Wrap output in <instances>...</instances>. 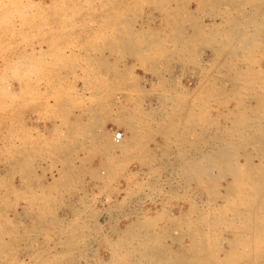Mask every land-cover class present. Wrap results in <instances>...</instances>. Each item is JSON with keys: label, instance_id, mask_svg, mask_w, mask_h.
<instances>
[{"label": "rangeland", "instance_id": "374dc122", "mask_svg": "<svg viewBox=\"0 0 264 264\" xmlns=\"http://www.w3.org/2000/svg\"><path fill=\"white\" fill-rule=\"evenodd\" d=\"M199 1L0 0V264H108L113 260L111 256L113 264L123 258L132 264H147L142 250H138L140 244L133 238L143 232L154 234L157 240L152 248L169 253L173 260L178 256L189 260L201 247L204 254L201 252L198 258L203 264H264V200L251 202L247 197L246 203V198L238 200L235 193L223 194L224 182L230 180V175L223 176L222 170L213 166L214 161L201 158L205 152L214 154L224 142L237 140L240 147L232 148L234 155H230L235 158L229 163L245 164L249 160L262 165L264 158L261 160L253 141L264 132V120H256L259 115L264 118V109L259 105L264 104L260 101L264 94L252 92L251 88L260 89L264 84V72L259 71L264 68V45L243 54L244 48L243 53L239 52L241 44L236 38H227L226 30L237 23L243 24L239 30H244L243 22L249 19L243 16L244 1ZM233 17L236 21L232 23ZM229 21L231 26L226 24ZM214 25L224 26L214 29ZM139 41L140 46L134 49ZM220 42L228 44L227 50H223L226 43ZM231 47H235L233 51L240 49L235 50L236 56L235 52L232 56ZM248 53L253 54L251 58ZM251 61L257 63L253 66ZM246 67L253 71L252 77L262 76L250 88L241 84L244 75L239 76ZM231 83L236 89L244 86L236 90L230 88L234 86ZM62 94L66 101L61 100ZM62 101L69 103L68 110L88 108L94 134L84 137L91 158L87 169L80 159L66 161V151L52 149L39 130L25 128L35 108L48 117ZM237 101L246 103L241 106ZM248 106L255 107L258 114L253 111V115L257 118ZM243 107L247 120L256 119L253 123L244 121V135L231 139L232 130L242 125L237 112ZM69 114H60V120ZM233 118L238 119V124ZM107 125L119 131L108 136ZM252 128L261 132L254 135ZM118 133L121 136L116 138ZM95 159L96 168L92 167ZM205 166L210 171L202 168ZM233 195L243 206L226 200ZM144 218L145 222L149 218L147 227L141 222ZM240 237L245 239L230 245Z\"/></svg>", "mask_w": 264, "mask_h": 264}, {"label": "bare ground", "instance_id": "6f19581e", "mask_svg": "<svg viewBox=\"0 0 264 264\" xmlns=\"http://www.w3.org/2000/svg\"><path fill=\"white\" fill-rule=\"evenodd\" d=\"M239 1H241V0H239ZM244 1V5L246 4V5H248V6H250V10L248 9V10H246L245 9V6H244V8H242V7H240V8H242V9H244V13H243V16L244 15H248L249 16V19L247 20V19H245V20H247L246 22H243L244 23V30H239V29H242V28H239V26L240 27H243L241 24H239V23H237V22H235V23H237V26H238V28H236L235 26H233V27H231L228 31L226 30V34L228 35L227 36V38L230 36L232 39H233V41L235 40L234 38H236V41L237 42H239L241 45H243V46H241L240 44H238L237 46H239L240 45V51L239 50H237V48L235 49L236 51H239V52H242V47L244 48V52L245 51H247V52H251L252 53V51L254 50V48L256 49V48H260V46H262V45H264V0H242V2ZM199 2H201V0L199 1ZM204 2H206V0L204 1ZM203 2V3H204ZM223 2V1H222ZM235 2V1H234ZM238 2V1H237ZM209 3V2H208ZM219 4V3H218ZM235 4V3H234ZM237 4V3H236ZM240 4V3H239ZM197 5V4H196ZM233 6V5H232ZM231 8V7H230ZM225 7H224V10H223V12L225 11ZM233 9V8H232ZM162 10V9H161ZM231 10V9H230ZM238 10V9H237ZM240 10V9H239ZM242 11V10H241ZM241 11H239V12H241ZM227 12V11H226ZM203 13V12H202ZM230 13V12H229ZM242 13V12H241ZM229 15V14H228ZM239 16H240V14H238ZM242 15V14H241ZM221 16H223L222 14H221ZM230 16V15H229ZM237 16V15H236ZM247 16V17H248ZM171 17V16H170ZM224 17V16H223ZM222 17V18H223ZM228 17V16H227ZM234 17H235V15H234ZM234 17H233V20H232V18L230 19V21L232 20V23H233V21H236V20H234ZM241 17V16H240ZM225 18V17H224ZM243 18H241V20H242ZM220 20H222V19H220ZM239 20V19H238ZM230 21H229V23L227 22H225L226 24H227V26H228V24L230 25ZM211 22H213V21H211ZM221 22V21H220ZM240 22H242V21H240ZM232 23H231V25H232ZM183 24V23H182ZM209 24V23H208ZM207 25V24H206ZM205 25V26H206ZM210 25V24H209ZM208 25V26H209ZM230 25V26H231ZM236 25V24H235ZM204 26V27H205ZM214 26H217V28L215 27L214 29H218V26H219V28L221 27V25H214ZM224 26V25H223ZM222 26V27H223ZM226 26V25H225ZM226 26V27H227ZM212 27V26H211ZM221 27V28H222ZM213 28V27H212ZM220 28V29H221ZM184 29V28H183ZM206 29V28H205ZM224 29V28H223ZM191 30V29H190ZM211 30V29H210ZM213 30V29H212ZM198 32V31H197ZM206 32V31H205ZM212 32V31H211ZM215 32V31H214ZM213 32V33H214ZM219 32V31H218ZM223 32V33H224ZM217 33V32H216ZM222 33V32H221ZM221 33H219V36H222V35H220ZM222 33V34H223ZM224 33V34H225ZM139 34V33H138ZM204 34H206V33H204ZM126 35V34H125ZM151 35H153V34H151ZM122 36V35H121ZM205 36V35H204ZM102 37V36H101ZM135 37V36H134ZM172 37V36H171ZM174 37V36H173ZM133 38V37H132ZM137 38V40L139 39L138 37H136ZM198 38H200V37H198ZM224 38H226L225 37V35H224ZM141 39V38H140ZM146 39V38H145ZM181 39V38H180ZM187 39V38H186ZM203 39V38H202ZM205 39V38H204ZM221 38H219V40H220ZM222 39H223V37H222ZM221 39V40H222ZM230 39V38H229ZM129 40V39H128ZM134 40H136V39H134ZM133 40V41H134ZM224 40V39H223ZM222 40V41H223ZM228 40V39H227ZM226 40V41H227ZM133 41H132V43H133ZM181 41V40H180ZM203 41V40H202ZM217 41V40H216ZM225 41V40H224ZM142 41H139L138 42V44L137 43H135V46H134V49H135V47L136 46H140L139 44L141 43ZM188 42V41H187ZM219 42V41H218ZM227 42H229V41H227ZM173 43V42H172ZM220 43H222V42H220ZM224 43H226V42H223L221 45H223ZM230 43V42H229ZM234 43V42H233ZM236 43V42H235ZM234 43V44H235ZM130 44V43H129ZM137 44V45H136ZM161 44V43H160ZM164 44V43H163ZM116 45V44H115ZM179 45V44H178ZM210 45V44H209ZM226 45H228L227 43L225 44V46L223 45V47L225 48L226 47ZM230 45H231V43H230ZM110 46V45H109ZM130 46V45H129ZM133 45H131V47H132ZM182 46V45H181ZM187 46V45H186ZM236 46V45H235ZM236 46V47H237ZM125 47V46H124ZM124 47H123V49H124ZM142 47V46H141ZM140 47V48H141ZM175 47H176V45H175ZM179 47V46H178ZM191 47V46H190ZM210 47V46H209ZM262 47H264V46H262ZM133 48V47H132ZM184 48V47H183ZM219 48V47H218ZM229 48V47H228ZM232 48V56L234 55V52H235V56L237 55L236 53H238V52H236L235 50L233 51V49L235 48V47H231ZM258 48V49H259ZM131 49V48H130ZM138 49V48H137ZM185 49V48H184ZM40 50V49H39ZM160 50V49H159ZM178 50H179V48H178ZM223 50H227V47H226V49H223ZM123 51V50H122ZM190 51V50H189ZM230 51V50H229ZM255 51V50H254ZM253 51V52H254ZM258 51H261L262 52V49L261 50H258ZM182 52V51H181ZM219 53H220V51H218ZM226 52V51H225ZM231 52V51H230ZM134 53H135V51H134ZM180 53V52H179ZM243 53V52H242ZM250 53V54H251ZM187 54V53H186ZM220 54H222V53H220ZM240 54V53H239ZM243 54H246V52L245 53H243ZM249 54V53H248ZM247 54V57H249L250 56V58H251V56L253 55H248ZM136 54H134V56H135ZM137 55H138V53H137ZM224 55H225V53H224ZM139 56V55H138ZM167 56V55H166ZM183 56V55H182ZM228 56V55H227ZM244 56V55H243ZM246 56V55H245ZM171 57V56H170ZM238 57H240V56H238ZM235 58V57H234ZM245 58V57H244ZM140 59V58H139ZM180 59V58H179ZM237 59V58H236ZM28 60V59H27ZM23 61V60H22ZM167 61V60H166ZM229 61V60H228ZM249 61H250V59H249ZM254 61V60H253ZM257 61V60H256ZM115 62V61H114ZM229 62H231V61H229ZM229 62H227V63H229ZM235 62L237 63V61L235 60ZM113 63V62H112ZM233 64H234V62H232ZM231 63V64H232ZM255 64L257 63V62H254ZM253 63V64H254ZM225 64V63H224ZM230 64V66H232ZM251 64H252V61H251ZM252 64V65H253ZM21 65V64H20ZM156 65H158V64H156ZM229 65V64H228ZM238 65V64H237ZM105 66V65H104ZM230 66H229V69H230ZM233 66H235V64L233 65ZM249 66V65H248ZM254 66V65H253ZM260 66V65H259ZM21 67V66H20ZM251 67V66H250ZM250 67L249 68H247L246 67V70L244 71L243 70V72H244V74H243V72H242V70H240L241 71V73L242 74H240V72H239V76L240 75H244V78H243V80L241 81V84L242 83H244L245 84V86L247 85L248 87L251 85V87H252V85L253 84H255V83H257L258 81L260 82V80L258 79V78H260V77H262V76H264V75H262L261 76V74H260V77L258 76V78L256 79L255 77H252V74H254L253 73V71L250 69ZM224 68H226V66L224 67ZM232 68V67H231ZM237 68H239L240 69V66L239 67H237ZM237 68H236V70H237ZM253 68H255V67H253ZM30 70V69H29ZM31 70H32V68H31ZM163 70V69H162ZM222 70V69H221ZM235 70V69H234ZM235 70V71H236ZM27 71V70H26ZM25 71V72H26ZM146 71V70H145ZM200 71V70H199ZM228 71H230V70H228ZM238 71V70H237ZM237 71H236V73H237ZM257 71H258V69H257ZM259 71H261V73L262 72H264V68H261V70H259ZM221 72V71H220ZM226 72V71H225ZM231 72V71H230ZM229 72V73H230ZM234 72V71H233ZM108 73V72H107ZM119 73V72H118ZM228 72H226V74H227ZM236 73H232V74H236ZM259 73V72H258ZM258 73L256 74V75H258ZM26 74V73H25ZM225 74V76H227ZM16 75V74H15ZM221 76V75H220ZM223 76V75H222ZM221 76V77H222ZM224 76V77H225ZM254 76V75H253ZM14 77V76H13ZM217 77V76H216ZM219 77V76H218ZM217 77V78H218ZM220 77V78H221ZM228 77H229V75H228ZM234 77V75H232V78ZM238 77V76H237ZM34 78V77H33ZM239 78V77H238ZM105 79V78H104ZM213 79V78H212ZM229 79V78H228ZM234 79V78H233ZM262 79V78H261ZM215 80H217V79H215ZM218 80H220L219 78H218ZM230 80H231V77H230ZM239 80V79H238ZM241 80V79H240ZM211 81V80H210ZM234 81H236L235 79H234ZM244 81V82H243ZM226 82H228V81H226ZM230 82V81H229ZM239 82V81H238ZM209 83V82H208ZM232 83H233V80H232ZM231 83V85H234V84H236L237 82H235L234 84H232ZM262 83H264V82H262ZM262 83H259V85L260 84H262ZM177 84V83H176ZM211 84V83H210ZM213 84H214V86H215V83L213 82ZM212 84V85H213ZM230 84V83H229ZM238 84V83H237ZM240 85V84H239ZM258 85V86H259ZM211 86V85H210ZM219 86V85H218ZM221 86V85H220ZM238 86V85H237ZM244 85H242V87H243ZM246 86V87H247ZM173 87V86H172ZM213 87V86H212ZM234 87H236L235 85L233 86V87H231L230 86V88H234ZM242 87L240 88V86L238 87L239 88V90L240 89H242ZM237 88V89H238ZM250 88V87H249ZM210 89V88H209ZM234 89H236V88H234ZM236 89V90H237ZM246 91L247 90H249V92H250V89H246V88H244ZM252 89V92H262L261 94H264V84H262L261 85V88L260 89H254V88H251ZM262 89V90H261ZM212 90H214V88L212 89ZM260 90V91H259ZM209 91V90H208ZM211 91V90H210ZM244 91V90H243ZM236 92V91H235ZM240 92V91H239ZM167 93V92H166ZM205 93V92H204ZM228 93V92H227ZM234 93V92H233ZM236 93H238V92H236ZM234 94V95H236L237 96V94ZM246 93V92H245ZM245 93L243 94V95H245ZM251 93V92H250ZM249 93V94H250ZM168 94V93H167ZM206 94V93H205ZM248 94V93H247ZM246 94V95H247ZM177 95V94H176ZM241 95V94H240ZM239 95V96H240ZM251 95H254V94H251ZM255 95H256V93H255ZM260 94H257V97H259V100L261 99L260 97L261 96H259ZM170 96V95H169ZM200 96V95H199ZM242 96V95H241ZM195 97V96H194ZM197 97V96H196ZM204 97V96H203ZM221 97V96H220ZM245 97V96H244ZM253 97V96H252ZM251 97V98H252ZM254 97H256V96H254ZM256 97V98H257ZM262 97H264V96H262ZM165 98V97H164ZM172 98V97H171ZM181 98V97H180ZM199 98V97H198ZM208 98V97H207ZM177 99H178V96H177ZM216 99V98H215ZM245 99V98H244ZM243 99V100H244ZM258 99V98H257ZM256 99V100H257ZM262 99H264V98H262ZM260 100V101H264V100ZM199 100V99H198ZM206 100H208V99H206ZM205 100V101H206ZM232 100V99H231ZM238 100V99H237ZM252 100H253V98H252ZM201 101V100H200ZM199 101V102H200ZM219 101V100H218ZM241 101V100H240ZM260 101H257V102H259L260 103ZM161 102V101H160ZM179 102V101H178ZM186 102V101H185ZM216 102V101H215ZM230 102V101H229ZM239 101H237V103H238ZM243 102H245V101H243ZM243 102L241 103V104H243ZM171 103V102H170ZM177 103V102H176ZM176 103H174V104H176ZM193 103V102H192ZM222 103V102H221ZM246 103V102H245ZM201 104V103H200ZM204 104V103H203ZM236 104V103H235ZM240 104V102L238 103V105ZM240 104V105H241ZM163 105V104H162ZM170 105V104H169ZM173 105V104H172ZM185 105H186V103H185ZM191 105V104H190ZM194 105V104H193ZM245 105V104H244ZM248 105H250V104H248ZM255 105H257V103L255 104ZM260 105V107L262 108V109H264V107H262V106H264V104H262L261 105V103L259 104ZM259 105H257L258 107H259ZM161 106V105H160ZM181 106V105H180ZM242 106V105H241ZM252 106V105H251ZM169 107V106H168ZM171 107H173V106H171ZM183 107V106H182ZM198 107H201V109H202V107L203 106H198ZM234 107V106H233ZM232 107V108H233ZM235 107H239V106H235ZM234 107V108H235ZM245 107H246V105H245ZM249 108H250V106H248ZM257 108V107H256ZM260 108V109H261ZM183 109V108H182ZM191 109V108H190ZM198 109V108H197ZM205 109V108H204ZM207 109V108H206ZM210 109V108H209ZM216 109V108H215ZM237 109V108H236ZM246 109H248V108H246ZM253 109V110H252ZM261 109V110H262ZM80 110V109H79ZM172 110V109H171ZM180 110V109H179ZM189 110V109H188ZM227 110V109H226ZM229 110V109H228ZM238 110V109H237ZM260 110V111H261ZM163 111H164V109H163ZM201 111V110H200ZM230 111H231V109H230ZM245 111V109H244V107L242 108V109H240L238 112H237V114L238 113H240L241 114V116H242V119L244 118V120H243V122H242V120H240V118H241V116H239L238 117V119H239V125L240 124H242V125H240L241 127H239L238 125V127L239 128H237L236 127V129L234 128L233 130H232V132H231V139H233V137L235 136H243L244 135V130L242 131V127L244 126L243 124H244V121H249V120H247L248 119V117H247V119H246V113L244 112ZM249 111V109L247 110V112ZM253 111H256V109H255V107L253 106L252 108H250V111L249 112H251V114L253 115ZM258 111H259V109H258ZM260 111H259V113H260ZM165 112V111H164ZM163 112V113H164ZM229 111H227V113H228ZM234 112V111H233ZM245 113V116H244V114L242 115V113ZM190 113V112H189ZM193 113V112H192ZM226 113V112H225ZM231 113L232 112H230L229 114H230V116H231ZM255 113H257V111L256 112H254V114ZM85 114V113H84ZM169 114H171V113H169ZM175 114H176V112H175ZM185 114V113H184ZM220 114H223V113H220ZM228 114V115H229ZM234 114V116L236 117V114L235 113H233ZM233 114H232V116H233ZM258 114V113H257ZM257 114H255V115H257ZM261 114L262 115H264V112H262L261 111ZM164 115H166V114H164ZM196 115V114H195ZM224 116L223 117H225L226 115L225 114H223ZM239 115V114H238ZM247 115H249V114H247ZM172 116V115H171ZM244 116V117H243ZM250 116V115H249ZM254 116V115H253ZM164 117V116H163ZM174 117V116H173ZM226 117H228V116H226ZM252 117V116H251ZM254 117H256V116H254ZM259 118H254V119H252V120H257L258 121V123H259V120H264V118H262L260 115L258 116ZM261 117V118H260ZM166 118V117H165ZM170 118V117H169ZM189 118H191V116L189 117ZM205 118V117H204ZM216 118V117H215ZM100 119V118H99ZM167 119V118H166ZM185 119V118H184ZM199 119V118H198ZM206 119V118H205ZM237 119V120H238ZM162 120V119H161ZM172 120V119H171ZM170 120V121H171ZM178 120V119H177ZM201 120H202V118H201ZM231 120H232V118H231ZM235 120L236 119H234L233 118V121H234V123H236L235 122ZM236 120V121H237ZM252 120H250L249 122H252ZM140 121V120H139ZM155 121V120H154ZM167 121V120H166ZM169 121V120H168ZM188 121H189V119H188ZM199 121V120H198ZM205 121V120H204ZM203 121V122H204ZM227 121H229V119L228 120H226V122ZM233 121H231L232 122V124H233V127H234V123H233ZM256 121V122H257ZM182 122V121H181ZM184 122V121H183ZM193 122V121H192ZM195 122V121H194ZM225 122V121H224ZM225 122V123H226ZM240 122H242V123H240ZM248 122V123H249ZM262 122V121H261ZM163 123V122H162ZM172 123V122H171ZM178 123V122H177ZM189 123V122H188ZM202 123V122H201ZM238 123H236V124H238ZM253 123V122H252ZM252 123H250L251 125H255V124H252ZM165 124V123H164ZM196 124V123H195ZM203 124V123H202ZM228 124H230V122L228 123ZM232 124H230V128L232 127L231 125ZM236 124H235V126H236ZM262 124H264V122H262ZM262 124H261V126H262ZM155 125H157V124H155ZM169 125V124H168ZM174 125V124H173ZM188 125V124H187ZM204 125V124H203ZM211 125H213V124H211ZM225 125V124H224ZM248 125V124H247ZM258 125V124H257ZM101 126V125H100ZM136 126V125H135ZM158 126V125H157ZM190 126H192V125H190ZM202 126V125H201ZM256 126V125H255ZM255 126H252V127H255ZM159 127V126H158ZM195 127H197L196 125H195ZM203 127V126H202ZM202 127H201V129H202ZM227 127V126H226ZM228 127H229V125H228ZM248 126H245V128H247ZM250 127V126H249ZM259 127H260V125L257 127L258 129H259ZM145 128V127H144ZM198 128V127H197ZM229 128V129H230ZM256 128V129H257ZM168 129H170V128H168ZM204 129V128H203ZM225 129V128H224ZM232 129V128H231ZM247 129H249V128H247ZM255 129V128H254ZM258 129H257V131H258ZM164 130H166V129H164ZM174 130V129H173ZM176 130V129H175ZM174 130V131H175ZM200 130V129H199ZM250 130V129H249ZM252 130H253V128H252ZM260 130H261V127H260ZM134 131V130H133ZM219 131V130H218ZM217 131V132H218ZM228 131V130H227ZM227 131H226V133H227ZM231 131V130H230ZM229 131V132H230ZM143 132V131H142ZM158 132V131H157ZM179 133L180 132H182V131H178ZM208 132H210V131H208ZM224 132V131H223ZM254 132H256V131H254L253 130V133ZM261 132V131H260ZM259 131L258 132H256V133H260ZM164 133V132H163ZM172 133H173V131H172ZM193 133V132H192ZM201 133V132H200ZM250 133V132H249ZM248 133V134H249ZM252 133V134H253ZM91 134V133H90ZM89 134V135H90ZM136 134V133H135ZM149 134V133H148ZM160 134V133H159ZM170 134H171V132H170ZM174 134H175V132H174ZM194 134H197V133H194ZM230 134V133H229ZM246 134V133H245ZM158 135V134H157ZM173 135V134H172ZM188 135V134H187ZM219 135H220V133H219ZM218 135V136H219ZM223 135V134H222ZM221 135V136H222ZM250 135H251V133H250ZM254 135H255V133H254ZM253 135V136H254ZM257 135V134H256ZM262 135H264V132H262V134L261 135H258L259 136V139H260V136H262ZM91 136V135H90ZM135 136V135H134ZM177 136H179V134L177 135ZM190 136V135H189ZM192 136V135H191ZM201 136V135H200ZM216 136V135H215ZM227 136V135H226ZM253 136H249V137H253ZM182 137V136H181ZM185 136H183V138H184ZM220 137V136H219ZM224 137V136H223ZM240 137L239 138H237V139H240ZM248 137V138H249ZM147 138V137H146ZM201 138V137H200ZM243 138V137H242ZM255 138H258V137H255ZM163 139H165V138H163ZM185 139V138H184ZM214 139V138H213ZM218 139H220V138H218ZM223 140H225L226 141V139L227 138H222ZM229 139V138H228ZM227 139V140H228ZM244 139V138H243ZM243 139H241V141L243 140ZM255 140V141H253L254 142V144H255V148H256V150L262 155V156H260V158L262 157V158H264V138H262V139H260V140ZM97 140V139H96ZM188 140V139H187ZM248 140V139H247ZM251 140H253V139H251ZM250 140V141H251ZM150 141V140H149ZM218 141V140H217ZM99 142V141H98ZM106 142V141H105ZM219 142H223V141H219ZM244 142H245V140H244ZM243 142V143H244ZM252 142V141H251ZM252 142V143H253ZM61 143V142H60ZM139 143V142H138ZM216 143V142H215ZM218 143V142H217ZM228 144H226V142H224V146H220L219 145V147L217 148V147H214L216 150H215V152H214V154H212L213 153V151H211V153L209 152V153H204L202 156H201V158L203 159V160H209V161H211V162H213L212 164H213V166L215 165L216 166V169H218V168H220V170H222V175L223 174H225V173H227V175L230 177V180L229 179H226L225 180V182H224V191H222L223 192V194H225L226 192L228 193V192H230L231 194L232 193H235L236 194V196L238 197V200H243V199H245L246 198V203H248V200H249V198H250V200L249 201H251V199H258V200H260V199H262V200H264V161H262V165L261 164H254V163H252L251 161H246V163L245 164H241L240 162H236V163H233V162H230L229 163V161L230 160H233L232 159V157H234L233 155H234V153H232L231 151H232V148H236V147H240V144H239V146H237V140H236V142L235 141H231L230 143L229 142H227ZM242 142H241V144H243ZM128 144V143H127ZM173 144V143H172ZM187 145H188V143H186ZM190 144H191V142H190ZM201 144V143H200ZM204 144V143H203ZM219 144V143H218ZM218 144H216L215 146H217ZM121 145V144H120ZM141 145V144H140ZM195 145V144H194ZM208 145V144H207ZM82 146V145H81ZM106 146V145H105ZM184 146V145H183ZM191 146V145H190ZM212 146H214V145H212ZM165 147V146H164ZM192 147V146H191ZM210 147V146H209ZM251 147V146H250ZM124 148H126V147H124ZM130 148V147H129ZM134 148V147H133ZM177 148V147H176ZM182 148V147H181ZM185 148V147H184ZM213 148V147H212ZM252 148V147H251ZM138 149V148H137ZM194 149V148H193ZM203 149V148H202ZM229 149H231V150H229ZM253 149V148H252ZM182 150H184V149H182ZM213 150V149H212ZM135 151V150H134ZM197 151H199V150H197ZM196 151V152H197ZM203 151V150H202ZM238 151V150H237ZM148 152V151H147ZM184 152V151H183ZM194 152H195V150H194ZM201 152V151H200ZM234 152V151H233ZM198 153V152H197ZM238 153V152H237ZM88 154V153H87ZM177 154V153H176ZM230 154H233L232 156L230 155ZM249 154V153H248ZM257 154V153H256ZM161 155V154H160ZM137 156V155H136ZM185 156H186V154H185ZM237 156V155H236ZM184 157V156H183ZM195 157V156H194ZM146 158V157H145ZM148 158V157H147ZM235 158V157H234ZM236 158H238V156L236 157ZM245 158V157H244ZM246 158H249L248 156L246 157ZM262 158H261V160H262ZM137 159V158H136ZM180 159V158H179ZM253 159V158H252ZM139 160H142V159H139ZM191 160V159H190ZM229 160V161H228ZM199 161H201V159L199 160ZM226 161L228 162V164H230V165H228V164H226ZM260 161V160H259ZM186 162V161H185ZM185 162H184V165H185ZM198 162V161H197ZM205 162H208V161H205ZM202 163V162H201ZM232 163H233V165H232ZM240 163V164H239ZM260 163V162H259ZM192 164V163H191ZM190 165V164H189ZM188 165V166H189ZM191 166V165H190ZM201 166H204V165H201ZM207 166V165H206ZM205 166V167H206ZM208 166H210V165H208ZM105 167V166H104ZM192 167V166H191ZM199 167V166H198ZM198 167H197V169H198ZM211 167H212V165H211ZM210 167V168H211ZM218 167V168H217ZM103 168V167H102ZM110 168V167H109ZM183 168V167H182ZM187 168V167H186ZM186 168L184 169V170H186ZM193 168H194V166H193ZM193 168H191V169H193ZM203 169H208L207 167L206 168H204V167H202ZM111 169V168H110ZM182 169V170H183ZM191 169H190V172H191ZM197 169H196V171H197ZM202 169V170H203ZM223 169H225L226 170V172H225V170H224V172H223ZM115 170V169H114ZM154 170V169H153ZM199 170H200V172H201V167L199 168ZM205 170H203L204 172L202 173V175L205 173ZM209 170V169H208ZM219 170V169H218ZM194 171V170H193ZM192 171V172H193ZM210 171V170H209ZM171 172V171H170ZM185 172V171H184ZM197 172H199V171H197ZM112 173V172H111ZM175 173H176V170H175ZM186 173V172H185ZM218 173V172H217ZM189 174V172L187 173V175ZM192 175H193V173H191ZM196 174H199V173H196ZM209 174V173H208ZM219 174V173H218ZM217 174V175H218ZM151 175V174H150ZM177 175V174H176ZM184 175V174H183ZM195 175V174H194ZM200 175V174H199ZM206 175V174H205ZM204 175V176H205ZM208 176V175H207ZM215 176V175H214ZM218 176H220V178H221V175L219 174ZM223 176H225V175H223ZM72 177V176H71ZM186 177H188V176H186ZM201 177V176H200ZM105 178V177H104ZM191 178V177H190ZM197 178V177H196ZM177 179V178H176ZM181 179V178H180ZM189 179V178H188ZM187 179V180H188ZM199 180V179H198ZM207 180V179H206ZM213 180V179H212ZM212 180H211V182H212ZM202 181H204V180H202ZM214 181H215V179H214ZM213 181V182H214ZM201 183V182H200ZM216 183V182H215ZM184 184H185V182H184ZM206 184V183H205ZM200 185V184H199ZM207 185V184H206ZM205 186V185H204ZM129 187V186H128ZM199 187V186H198ZM223 187H221V188H223ZM139 188V187H138ZM203 188V187H202ZM215 188V187H214ZM217 188V187H216ZM219 188V187H218ZM73 189V188H72ZM205 189V188H204ZM74 191V190H73ZM226 191V192H225ZM76 193V192H75ZM218 194V193H217ZM222 194V193H221ZM231 194H229V195H231ZM157 195V194H156ZM214 196V195H213ZM220 196V198H222L221 197V195H219ZM234 196V195H233ZM232 196V197H233ZM208 197V196H207ZM224 197H226V196H224ZM228 197V196H227ZM232 197H229L230 199H226V200H228V201H230L231 202V205H233V203H232V201L233 202H235L234 204H236V203H238V204H242V202H240V201H235L234 200V198H235V196L233 197V199H232ZM236 197V198H237ZM247 197H248V200H247ZM148 198H149V196H148ZM215 198V197H214ZM137 199V198H136ZM222 199H224V198H222ZM109 200V199H108ZM225 200V201H226ZM207 201V200H206ZM214 201V200H213ZM221 201V199H219V202ZM227 201V202H228ZM245 201V200H244ZM254 201V200H253ZM253 201H251V202H253ZM257 201V200H256ZM124 202V201H123ZM132 202V201H131ZM203 202V201H202ZM258 202V201H257ZM140 203V202H139ZM245 203V202H244ZM124 204V203H123ZM228 204V203H227ZM230 204V203H229ZM254 204H256V203H254ZM260 204H261V202H260ZM219 205V204H218ZM224 205L226 206V204H223V208H224ZM231 205H229V206H231ZM239 205V207L241 208V206ZM246 205V204H245ZM247 205H249V204H247ZM251 205V204H250ZM221 206V205H220ZM238 206V205H237ZM242 206H243V204H242ZM253 206V205H252ZM261 206V205H260ZM260 206H258L259 208H261ZM192 207H193V205H192ZM222 207V206H221ZM232 207V206H231ZM234 207V209L235 210H237V207H235V206H233ZM239 207H238V209H239ZM249 207V206H248ZM257 207V206H256ZM250 208V207H249ZM248 208V209H249ZM215 209V208H214ZM232 210H233V208H231ZM254 209H256L255 207H254ZM131 210V209H130ZM222 210V209H221ZM258 210V209H257ZM262 210H264V209H262ZM231 211V210H230ZM259 211V210H258ZM257 211V212H258ZM216 212V211H215ZM222 212V211H221ZM221 212H219L220 214H221ZM234 212V211H233ZM238 212H239V210H238ZM262 212V211H261ZM129 213V212H128ZM204 213V212H203ZM223 213V212H222ZM236 213V212H235ZM243 213V212H242ZM246 213V212H245ZM256 213V212H255ZM125 214V213H124ZM206 214V213H205ZM218 214V213H217ZM231 214V213H230ZM239 214V213H238ZM237 214V215H238ZM241 214V213H240ZM261 214V213H260ZM260 214H258V216L260 215ZM255 215V214H254ZM257 215V214H256ZM185 216V215H184ZM247 216V215H246ZM222 217H224L223 215H222ZM231 217V216H230ZM238 217V216H237ZM248 217V216H247ZM249 217H251V216H249ZM257 217V216H256ZM260 217H262L261 215H260ZM150 218V217H149ZM148 218V219H149ZM227 218V217H226ZM232 218V217H231ZM241 219H242V217H240ZM253 218V217H252ZM145 219L146 218H144L141 222H145ZM148 219L146 220V222H145V224H143V225H145V227H147V226H149V225H147L148 223L147 222H150V221H148ZM216 219H218V217L216 218ZM222 219V218H221ZM230 219V218H229ZM246 219V218H245ZM254 219V218H253ZM151 220V219H150ZM202 220V219H201ZM244 220V219H243ZM261 220V219H260ZM154 221V220H153ZM152 221V223H153V225H154V222ZM203 221V220H202ZM220 221V220H219ZM257 221V220H256ZM141 222H138V225H142L141 224ZM227 222V221H226ZM238 222H240L239 220H238ZM238 222H237V224H238ZM247 222V221H246ZM140 223V224H139ZM220 223H221V221H220ZM224 223V222H223ZM233 223V222H232ZM231 223V224H232ZM254 223V222H253ZM135 224V223H134ZM134 224H130V226H132V225H134ZM228 224H230L229 222H228ZM241 224V223H240ZM249 224H250V222H249ZM255 224V223H254ZM62 225V224H61ZM137 224H136V226H138ZM246 225V224H245ZM135 226V225H134ZM228 226H230V225H228ZM260 227H262L261 225H259ZM224 227V226H223ZM258 227V226H257ZM137 228H139V226L137 227ZM201 228V227H200ZM229 229H230V227H228ZM233 228V227H232ZM237 228V227H236ZM216 229V228H215ZM246 229V228H245ZM191 230V229H190ZM234 230V229H233ZM251 230V229H250ZM249 230V231H250ZM124 231V230H123ZM216 231V230H215ZM219 231V230H218ZM240 231V230H239ZM242 231V230H241ZM246 230H244V232H245ZM192 232V231H191ZM209 232V231H208ZM226 232V231H225ZM258 232V231H257ZM135 233V232H134ZM230 233V232H229ZM243 233V232H242ZM246 233H247V231H246ZM157 233H155V235H156ZM161 234V233H160ZM236 235V234H235ZM252 235V234H251ZM133 236V235H132ZM132 236H130V237H132ZM166 236V235H165ZM192 236V235H191ZM205 236V235H204ZM219 236H220V234H219ZM136 238V240L138 241V243L140 244V248L138 249V250H142V251H140L141 252V255L142 256H144L145 257V259H146V261H147V264H203L202 263V261H201V259L200 258H198V257H200V255H201V252H202V249L203 248H201V247H199L198 248V251L196 252V253H194L192 256H191V258L188 260V259H186V258H184V257H182V256H178L176 259H171V257H170V254L169 253H162V252H159V250L158 251H156L155 249H153L152 248V245L154 244V241L155 240H157L156 239V236H154V234H148L147 232H143V234H137L136 236H133V238ZM158 237H159V235H158ZM183 237V236H182ZM206 237V236H205ZM208 237V236H207ZM221 237V236H220ZM197 238V237H196ZM200 238H202V237H200ZM106 239V238H105ZM160 239V238H159ZM163 239V238H162ZM167 239H168V237H167ZM199 239V238H198ZM243 239H245V237H243ZM243 239H241V237L240 238H238V239H235V240H233L232 241V243H230V245L232 244V245H234V246H236L237 244H238V242L240 241V240H243ZM132 240V239H131ZM171 240V239H170ZM228 240V239H227ZM59 241V240H58ZM68 241V240H67ZM208 241V240H207ZM219 241V240H218ZM221 241V240H220ZM223 241V240H222ZM1 242V241H0ZM159 242V241H158ZM161 243H163V242H161ZM225 243V242H224ZM229 243V242H228ZM65 244V243H64ZM67 245H68V243H66ZM75 244V243H74ZM131 244V243H130ZM240 245L242 244L241 242L239 243ZM71 245V244H70ZM127 245H128V243H127ZM157 245V244H156ZM196 245V244H195ZM131 246V245H130ZM217 246V245H216ZM59 247V246H58ZM166 247V246H165ZM187 247V246H186ZM160 248H162L161 246H160ZM241 248V247H240ZM116 249V248H115ZM135 249V248H134ZM197 249V248H196ZM234 249V248H233ZM111 250V249H110ZM237 251V250H236ZM238 251H240V250H238ZM238 251L236 252L237 254H238ZM245 251V250H244ZM137 252V251H136ZM167 252V251H166ZM132 253H133V251H132ZM134 253H135V250H134ZM203 253V252H202ZM210 253V252H209ZM241 253V252H240ZM112 253H110V255H111ZM204 254V253H203ZM236 254V255H237ZM126 255H128V254H126ZM130 255V254H129ZM128 255V256H129ZM138 255H140V254H138ZM138 255H137V258H140V257H138ZM239 256H241L240 254H238ZM243 255V254H242ZM245 255V254H244ZM262 255V254H261ZM53 256V255H52ZM69 256V255H68ZM124 256V255H123ZM123 256H122V258H123ZM132 256V255H131ZM202 256V255H201ZM117 257V256H116ZM121 257V256H120ZM126 257V256H125ZM143 257V258H144ZM173 257V256H172ZM71 258V257H70ZM111 259H113L112 261H111V259H110V261H111V263H108V264H113L114 262V257L113 256H111L110 257ZM228 258V257H227ZM242 258V257H241ZM54 259V258H53ZM120 259V258H119ZM124 259V258H123ZM122 259V261H120V260H116L115 262V264H132L131 262H127V261H124ZM141 259V258H140ZM238 259H240V258H238ZM253 259V258H252ZM142 261H143V259H142ZM145 261V262H146ZM113 262V263H112ZM137 262H138V260H137ZM144 262V263H145ZM208 262V261H207ZM206 262V263H207ZM233 262V261H232ZM253 262V261H252ZM58 263V262H57ZM103 263V262H102ZM54 264H55V262H54ZM60 264V263H59ZM105 264V263H104Z\"/></svg>", "mask_w": 264, "mask_h": 264}, {"label": "crops", "instance_id": "0c3cea01", "mask_svg": "<svg viewBox=\"0 0 264 264\" xmlns=\"http://www.w3.org/2000/svg\"><path fill=\"white\" fill-rule=\"evenodd\" d=\"M78 87H81V85L78 84ZM49 93L51 92H41L42 95ZM60 97L61 100L63 99L66 101L63 94ZM53 104V101L49 102L50 106ZM68 105L69 103L60 102L54 113L50 114L48 117L41 115L40 111L35 108V113L31 117V120L26 121L25 128L39 130V132L43 133L47 138L48 144L52 149L57 151L63 149L66 151L63 156L66 161L80 159L85 163L83 167L87 169V162L91 158L88 157V143H85L84 137L94 134V126L89 121L87 107L80 106V108L72 110L69 108L68 110ZM63 113L70 114L65 120H60V114ZM107 129L108 136L109 134L111 135L113 131H119L116 130L117 128L115 126L111 125H107ZM75 135L80 136V138L76 139L77 137H74ZM108 145H111L110 141ZM116 154L119 155V152L116 151ZM97 164L98 159H95L92 167L96 168ZM83 167H81L80 170H83Z\"/></svg>", "mask_w": 264, "mask_h": 264}, {"label": "built area", "instance_id": "2783aa9c", "mask_svg": "<svg viewBox=\"0 0 264 264\" xmlns=\"http://www.w3.org/2000/svg\"><path fill=\"white\" fill-rule=\"evenodd\" d=\"M120 136H121V134H119V133H118V134H116V138H118V137H120Z\"/></svg>", "mask_w": 264, "mask_h": 264}]
</instances>
